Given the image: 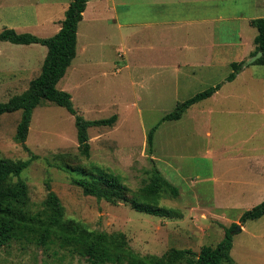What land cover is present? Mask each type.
Masks as SVG:
<instances>
[{"label": "rangeland", "instance_id": "1", "mask_svg": "<svg viewBox=\"0 0 264 264\" xmlns=\"http://www.w3.org/2000/svg\"><path fill=\"white\" fill-rule=\"evenodd\" d=\"M72 0H0V34L15 30L39 38L56 35ZM98 6L101 10L94 9ZM264 18V0H94L77 32V55L58 89L71 94L86 120L118 116L89 129L91 154L81 155L74 117L43 101L25 145L17 142L22 112L0 116V158L27 160L22 174L31 204L41 209L49 189L65 218L89 230L123 233L141 256L171 249L199 254L215 247L232 226L237 264H264V217L240 222L264 201V66L252 64L229 83L232 64L246 62L258 35L250 22ZM48 49L0 40V103L25 93ZM187 65V66H186ZM180 66H183L180 70ZM189 66L197 68L192 69ZM243 66V64H242ZM222 85L212 98L176 122L160 126L153 152L148 134L178 103ZM156 168L179 196L160 204L179 216L137 212L125 202L86 196L75 179L108 173L136 192ZM99 172V173H98ZM238 228V227H237ZM0 264H90L53 246H0Z\"/></svg>", "mask_w": 264, "mask_h": 264}, {"label": "trees", "instance_id": "2", "mask_svg": "<svg viewBox=\"0 0 264 264\" xmlns=\"http://www.w3.org/2000/svg\"><path fill=\"white\" fill-rule=\"evenodd\" d=\"M91 0H72L61 23L59 32L51 38H39L31 34H19L15 30H5L0 34L2 42L15 45H42L48 49L40 75L31 81L29 89L6 103H0V116L17 111L22 112L16 130L17 142L25 145L35 109L43 101L51 102L66 109L75 119L81 155L90 157L91 145L89 129L92 127H113L118 121L114 115L107 119L89 121L79 115L74 108L72 96L58 89L77 55V32L83 21L87 5ZM258 35L254 43L256 49L251 57L262 52V57L254 64L264 66V18L250 22ZM242 64L233 63V72L228 76L231 83L242 70ZM222 85L209 88L184 102L178 103L174 112L166 115L148 134V146L153 152L154 137L160 126L166 122H176L194 105L212 98ZM31 154L27 160L0 158V246L12 243L35 245L45 252L53 246L86 259L90 264H237L231 253L233 249L234 225L227 230L225 237L217 246H204L199 254L190 250L171 249L162 257L141 256L128 244L123 233H106L89 230L84 224L65 218V209L59 197L49 189L41 209L31 204L29 188L22 180V174L32 165L36 156ZM99 173V172H98ZM74 184L82 188L86 196L96 197L109 203L125 202L132 209L162 218H175L179 212L161 206L165 195L174 198L179 190L166 180L156 168L152 171L149 184L132 192L121 179L108 173L92 174L75 179ZM264 217V201L246 211L240 218L245 224Z\"/></svg>", "mask_w": 264, "mask_h": 264}, {"label": "water", "instance_id": "3", "mask_svg": "<svg viewBox=\"0 0 264 264\" xmlns=\"http://www.w3.org/2000/svg\"><path fill=\"white\" fill-rule=\"evenodd\" d=\"M262 55H263L262 52L257 53L255 56L251 57L246 62H244L242 67L243 68H246L249 65L254 64L257 60H259L262 57ZM240 231H241V227L238 226V228L236 229V231L234 232V234L237 233V232H240Z\"/></svg>", "mask_w": 264, "mask_h": 264}, {"label": "crops", "instance_id": "4", "mask_svg": "<svg viewBox=\"0 0 264 264\" xmlns=\"http://www.w3.org/2000/svg\"><path fill=\"white\" fill-rule=\"evenodd\" d=\"M93 1H94V0H91V1L88 3V5L91 4ZM88 5H87V7H88ZM94 9H96V11H97V10H101V8L98 7V6H94ZM254 40H255V39H254ZM248 58H251V56L248 57ZM186 66H187V65H186ZM189 67H191L192 69L197 68V67H195V66H194V67H193V66H189ZM181 68H183V66H180V70H181ZM219 91H220V90H219ZM219 91H218V92H219ZM218 92H217V93H218ZM217 93H216V94H217Z\"/></svg>", "mask_w": 264, "mask_h": 264}]
</instances>
